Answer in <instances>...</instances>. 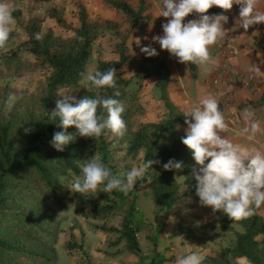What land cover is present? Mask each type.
Masks as SVG:
<instances>
[{
  "label": "rangeland",
  "instance_id": "1",
  "mask_svg": "<svg viewBox=\"0 0 264 264\" xmlns=\"http://www.w3.org/2000/svg\"><path fill=\"white\" fill-rule=\"evenodd\" d=\"M115 1L130 5L135 11H138L142 5L140 0ZM142 2L143 6L148 8V1ZM0 3L9 5L15 20L11 25L5 48L0 49V119L3 122L12 120L16 123L14 135L17 140L25 136L24 123L41 114L40 103L44 98L51 71L47 66L40 65L34 56L25 53H22L21 58L29 66L17 70L15 66L4 61V55L15 54L19 46L29 41L26 27L34 18L43 20L41 35L51 31L57 36L72 38L74 30L80 26L79 12L82 6L87 9L91 21L100 20L110 22L112 25V28L97 41L87 71L94 72L100 59L119 60L120 49L124 48L127 58L128 55L131 58H128L120 73L124 78L132 80L128 91L135 111L133 127L138 130L146 125L143 121L145 111L152 100L148 98L149 100L145 101L142 93L147 89L146 80L153 75V68L160 57L158 55L148 57L141 49L146 46L156 50L161 49L152 39L159 35V30L157 33L154 31L152 36L149 35L151 17L148 11H145L143 19L138 21L114 8L106 0H0ZM53 10H57L73 29L67 30L55 19L53 20L50 17ZM212 14L216 13L210 10L207 13L209 16ZM229 17L240 29L242 21L232 13ZM241 28L249 35L257 30H262L261 32L264 33V28H259L258 25L248 29ZM210 52L217 64L219 59L212 47ZM232 59L231 57L228 61L237 71ZM215 64H210L207 68L199 66V77L204 84L214 86L211 68ZM191 72L196 77V68ZM81 84L87 88L92 87L91 83L85 80H82ZM157 91L165 102L161 89ZM58 93L59 99H63V95H71L77 102L81 99L80 95L71 88H61ZM10 96L15 97L11 103H9ZM155 96L158 98V94ZM173 138L174 134L171 132L165 135L167 146L174 143ZM127 145V142L116 140L109 149L111 165L115 167L117 176H122L133 167H139L144 163L145 153L140 152L135 157L130 156ZM90 147H87L88 159L94 156L90 152ZM96 157L100 158L99 155ZM181 176L179 181L183 180V175ZM75 178V176L66 178L63 187L68 196L61 202L51 198L43 186H38L36 198L39 199L36 204H32L33 208L28 204L21 205L30 203L28 201L30 197L23 199V202H16L15 207L20 212L25 211L22 215L30 221L28 226H24L23 216V220L20 218L0 225L4 229L7 228L10 232L8 237L26 248V251H39L38 253L47 258L28 254L19 257L9 255L1 259L0 264H150L152 257L157 254L160 255V259H167L163 264H175L176 257L190 253L200 254L204 260L206 257L218 255L224 247L232 244L235 238L233 231L225 232L217 229L218 216L212 213L211 208L201 206L199 201H190L180 208L175 206L168 214L166 209L158 207L153 202L149 183L143 184L138 180L129 198L118 199L113 198L111 193H104L102 188L95 193L78 194L72 188ZM75 197H84L100 204L113 201L121 213L130 211V202L135 199L134 217L136 221L143 223V228L137 234L141 251L137 254L129 252L125 241H119V234L106 233L102 230L103 227L120 229L124 219L123 214H114L108 219L99 220L89 205L80 206L77 200L72 199ZM173 215L175 218L172 217ZM182 223L191 229L190 234L181 232ZM117 242L119 244H116Z\"/></svg>",
  "mask_w": 264,
  "mask_h": 264
},
{
  "label": "trees",
  "instance_id": "2",
  "mask_svg": "<svg viewBox=\"0 0 264 264\" xmlns=\"http://www.w3.org/2000/svg\"><path fill=\"white\" fill-rule=\"evenodd\" d=\"M141 1V8L135 11L130 5L120 3L115 0H106L114 8L121 10L130 18L142 20L143 14L147 10ZM216 14H225L223 11L209 9ZM50 17L67 30H72L67 22L62 18L57 10H53ZM42 19H32L26 31L29 34V41L23 43L18 48V52L11 56L4 55V61L9 65L15 66L17 70L27 68L29 64L22 60V53L34 56L40 65L47 66L51 74L47 79L46 92L40 103L41 114L24 123L25 127L33 129L29 134H25L23 139L17 140L14 135L16 123L12 120L3 122L0 119V225L15 220H23L22 215L25 211L18 210L15 207L16 202H23L28 199V204L33 208L39 198H36L38 186H43L45 192L56 201H63L68 194L64 190L63 184L66 178L82 176V166L88 160L87 150L91 146V154L99 155L100 160L111 172L116 175L115 167L111 165L109 149L112 144L118 140L127 142V151L130 156H137L144 152L145 162L147 159L160 161L152 165L153 170L149 168L140 183H149L152 189L153 202L168 211V214L182 200L194 198L199 200L196 195L197 181L192 175L193 168L199 169L193 159L192 152L182 143V138L176 139L171 146H167L164 140L165 135L173 132L177 125L184 124L185 117L183 113L177 111L168 97L167 87L170 82L171 71L164 61H159L153 68V75L159 78L157 86L163 93L166 105L170 111L168 118L160 123L146 124L140 129L135 130L133 127V118L135 111L132 108V101L129 88L132 84L131 79L124 78L120 70L128 62L124 48L120 49L119 60H102L98 61L95 71L105 72L109 68L117 70L116 84L120 92L119 97L113 96L114 89H102V96H113L123 102L125 112L122 118L127 125L126 134L123 137H115L108 130L99 138H88L79 135L75 127L67 131L75 135V140L70 143L63 152L56 151L51 146L53 133L62 129L56 126L58 119L50 117L52 110L56 107V100L59 99L61 88H71L75 90L80 98H95L97 89L92 85L87 88L81 84V72L87 71L94 53V47L97 41L112 28L110 22L100 20L91 21L85 7L80 8L79 21L80 26L74 30L72 38H64L48 32L41 35ZM41 35V39H36V34ZM258 48L264 56V47L258 44ZM190 68L195 71L196 65L189 64ZM80 99V100H81ZM261 103H264V95ZM98 115L107 118L106 110L98 108ZM169 160L182 161L181 170H165L163 165ZM209 161H206L207 164ZM177 173L183 175V181L177 178ZM150 177V179H149ZM113 198H129L133 190L127 194L113 191ZM80 206L89 205L90 209L96 213L99 220H105L112 216L123 214L122 227H103L106 233L119 234V241H125L127 250L131 253L141 251L137 234L143 228L142 221L135 220V199L131 201L130 211L121 213L118 206L113 201L108 204H100L84 197H75ZM71 199V200H72ZM220 231H233L235 238L227 247H224L218 255L206 257L203 264H241L238 260L245 259L247 264H264V242L259 241L258 237L264 235V216L258 209L256 215L240 222L232 221L226 214L218 215ZM24 226H28L30 221L24 217ZM234 225H239L242 231H237ZM23 226V227H24ZM182 233L190 234L191 229L180 225ZM10 232L7 228L0 227V260L15 255L19 257L23 254L39 256L44 259L47 256L38 253L39 251H26V248L18 245L14 240L8 237ZM116 244H119L117 242ZM81 248V247H79ZM159 257V258H158ZM166 258L160 259V255L152 257L150 264H163Z\"/></svg>",
  "mask_w": 264,
  "mask_h": 264
},
{
  "label": "clouds",
  "instance_id": "3",
  "mask_svg": "<svg viewBox=\"0 0 264 264\" xmlns=\"http://www.w3.org/2000/svg\"><path fill=\"white\" fill-rule=\"evenodd\" d=\"M258 3L259 0H163L160 16L168 19L162 25L163 35L154 36L153 42L181 64L207 68L216 63L210 48L225 39L224 25L228 22L227 15H207L209 9L217 7L227 13L233 5H239L241 27L248 29L264 23V12L258 10ZM192 14L198 19L184 23ZM14 23L9 5L0 3V49L5 48ZM41 38L37 33L36 39ZM141 51L148 57L158 55L151 46L143 47ZM80 76L90 82L97 93L95 98L85 97L78 102L71 95L56 100L50 117L58 119L56 126L62 130L53 133L50 143L58 152H63L75 140V135L67 131L71 127H75L80 136L88 138H99L106 134L105 130L115 137H123L127 131L122 118L125 106L113 98L120 96L116 84L117 70L113 67L105 72L84 71ZM108 88L115 90L113 96H102L100 90ZM14 100L15 97H9V103ZM98 108L106 110L107 118L98 115ZM183 116L187 128L182 143L192 152L199 166L198 170L193 168L192 175L197 181L196 195L201 206L211 208L213 214L222 212L236 222L256 215V210L264 205V151L234 144L222 135L228 130V123L218 101L211 96L202 98L198 106L191 107ZM243 119L246 126L242 132L249 141L264 134L254 110L245 109ZM32 131L30 127L24 128L25 134ZM206 161L209 162L205 164ZM154 163L160 161L147 159L141 166L117 176L100 158L93 156L83 164L82 176L75 178L72 188L78 194L95 193L101 188L104 193L115 190L127 194L135 189L138 180H143L149 168L153 170ZM163 167L165 170H181L183 162L169 160ZM203 260L202 255L190 253L176 257L175 264H203Z\"/></svg>",
  "mask_w": 264,
  "mask_h": 264
},
{
  "label": "crops",
  "instance_id": "4",
  "mask_svg": "<svg viewBox=\"0 0 264 264\" xmlns=\"http://www.w3.org/2000/svg\"><path fill=\"white\" fill-rule=\"evenodd\" d=\"M147 1L148 8L146 11H148L151 17V24L148 28L150 32L149 35L152 36L151 34H153L154 31L157 33L158 30L160 35L162 25L167 23L168 19L160 16L163 0ZM211 9L223 11L217 7H212ZM239 9V5H233V8L224 14L228 16L229 20L224 25L227 31L225 37L229 39L231 46L236 50V55L233 57L232 62L237 69V73L233 76L232 81H229L227 84H222V86L214 84V86H209L208 84H204L199 77V66L196 65V77H194L189 65L179 63L176 58L170 56L165 50L159 49L156 51L160 57L159 61L166 62L171 71L170 82L166 91L168 92L170 102L178 112L184 114L191 107L198 106L202 98L211 96L218 101L220 110L223 112L225 120L228 123V130L222 133V135L226 136L234 144H239L249 149L254 148L264 151V134H258L255 140L249 141L242 132L243 128L246 126L243 119L245 109L254 110L255 118L260 121L261 128L264 129V103H261L262 96L264 95V56L258 48V44L264 47V33L261 32L262 30H257L253 32L252 35H249L244 32L241 27L238 29L237 26L234 25L233 20H230L231 17L229 16L232 13L240 19ZM258 10L264 12V0H259ZM193 19H198V16L196 14L189 15L185 18L184 23ZM257 25L259 28H264V23ZM215 53L219 60L217 64L212 66L211 74L222 64L221 56L217 52ZM128 58L131 57L128 55ZM249 74H255L256 80L249 87H246L245 77ZM158 81L159 78L152 75L148 77L145 83L147 89L142 93V96L145 101L151 99L152 102H150L145 111L144 124L160 123L167 119L170 113L166 101H163L162 95L160 96V92L157 91L160 89L157 86ZM155 94H158V98H156ZM227 96L231 98L229 102H226ZM186 128L187 125L185 123L177 125L175 130L171 132L174 134L173 141L180 137H184ZM181 177V174L177 173V178L180 179ZM182 181L181 179L180 182ZM193 200L200 202V200L188 198V200H183L176 207L180 208L190 201L193 202ZM258 211L264 216V205H262ZM220 213L222 212H217L215 214L218 216ZM172 217H174V215ZM234 226L237 231H242L239 225ZM258 240L264 242V235L259 236ZM238 261L241 264H247L245 259H239Z\"/></svg>",
  "mask_w": 264,
  "mask_h": 264
},
{
  "label": "built area",
  "instance_id": "5",
  "mask_svg": "<svg viewBox=\"0 0 264 264\" xmlns=\"http://www.w3.org/2000/svg\"><path fill=\"white\" fill-rule=\"evenodd\" d=\"M254 25L250 26L253 28ZM163 35V29L161 34ZM212 48L217 52L222 58V64L214 71L212 75V82L214 85L227 84L229 81H232L233 76L237 73L235 68L232 66V63L228 61L229 58H233L236 55V50L231 46V43L228 38L225 37L224 40L220 41ZM256 80L255 74H249L245 77L246 87H249ZM231 98L226 97V102H229Z\"/></svg>",
  "mask_w": 264,
  "mask_h": 264
}]
</instances>
